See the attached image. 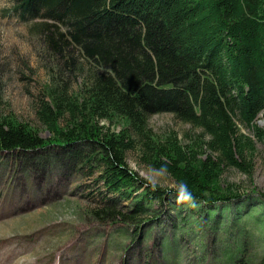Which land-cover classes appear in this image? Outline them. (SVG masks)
<instances>
[{"label": "trees", "instance_id": "obj_1", "mask_svg": "<svg viewBox=\"0 0 264 264\" xmlns=\"http://www.w3.org/2000/svg\"><path fill=\"white\" fill-rule=\"evenodd\" d=\"M10 1L4 14L27 22L40 40L49 71L35 116L55 143L2 117L0 152L61 146L71 166L98 174L103 206L93 212L102 221L143 222V203L153 198L161 206L167 192L209 213L241 199L219 181L222 167L249 174L255 144H264L256 125L264 114V0ZM162 113L200 129L199 144L151 133L148 118ZM115 118L122 126L105 129ZM135 149L176 188L149 185L130 170L126 155ZM182 185L192 200L183 198ZM129 200L130 210L118 207Z\"/></svg>", "mask_w": 264, "mask_h": 264}, {"label": "rangeland", "instance_id": "obj_2", "mask_svg": "<svg viewBox=\"0 0 264 264\" xmlns=\"http://www.w3.org/2000/svg\"><path fill=\"white\" fill-rule=\"evenodd\" d=\"M6 8L10 0H0V11ZM28 26L0 16V118L14 117L44 142L55 143L35 116L49 70L39 52L40 40ZM256 125L264 129L263 113ZM121 126L116 118L104 123L112 132ZM147 128L161 138L173 134L182 146L197 144L201 135L200 129L169 113L151 115ZM240 131L254 139L250 130ZM255 146L249 174L222 167L219 185L240 193L239 201L214 205L209 213L205 206L183 204L167 192L161 206L153 198L143 203L147 212L141 224L96 218L93 211L103 206L98 204V174L88 176L86 169L71 166L61 146L50 144L25 155L0 152V264H260L264 144ZM203 155L197 153L198 158ZM126 164L149 185L176 188L168 175L142 161L140 150L129 151ZM132 201L117 205L130 210Z\"/></svg>", "mask_w": 264, "mask_h": 264}, {"label": "clouds", "instance_id": "obj_3", "mask_svg": "<svg viewBox=\"0 0 264 264\" xmlns=\"http://www.w3.org/2000/svg\"><path fill=\"white\" fill-rule=\"evenodd\" d=\"M182 191L184 193V199L192 200V194L190 190L188 189L187 185H182Z\"/></svg>", "mask_w": 264, "mask_h": 264}, {"label": "bare ground", "instance_id": "obj_4", "mask_svg": "<svg viewBox=\"0 0 264 264\" xmlns=\"http://www.w3.org/2000/svg\"><path fill=\"white\" fill-rule=\"evenodd\" d=\"M3 264H5V263H3Z\"/></svg>", "mask_w": 264, "mask_h": 264}]
</instances>
